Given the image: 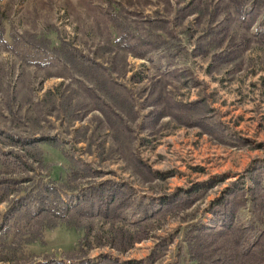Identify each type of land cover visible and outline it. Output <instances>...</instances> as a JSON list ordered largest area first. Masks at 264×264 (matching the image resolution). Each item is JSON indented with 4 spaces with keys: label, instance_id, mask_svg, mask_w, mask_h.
<instances>
[{
    "label": "rangeland",
    "instance_id": "1",
    "mask_svg": "<svg viewBox=\"0 0 264 264\" xmlns=\"http://www.w3.org/2000/svg\"><path fill=\"white\" fill-rule=\"evenodd\" d=\"M248 1L201 0L200 14L177 25L176 0H0V30L12 31L32 47L68 43L105 67L108 91L117 100L116 106L67 62L61 66L53 59L45 66H30L0 44V130L56 140L57 149L40 145L46 168L38 167L36 175L49 182H66L71 163L65 152L69 159L102 172L96 182L125 181L138 194L160 196L199 183L211 186L191 210L161 220L155 238L135 244L125 255L98 248L88 250L84 258L184 264L187 228L209 224L208 204L255 162L264 166V0H252L254 8L249 3L240 9ZM155 21H164L167 27L157 34L179 44L170 73L166 66L159 69L158 54L142 59L136 55L146 49L137 46L130 53L113 45L117 32L146 37L150 22ZM206 33L211 41L202 44L199 39ZM196 44H202L208 54L196 56ZM221 50L241 55L231 65L208 69L212 55ZM158 93L161 104L156 102ZM194 100L204 101L213 118L224 123L229 133L226 144L169 117L155 123L150 116L166 103ZM94 102L108 103L115 111L113 129L99 111L90 112ZM138 159L172 176L146 183L134 167ZM4 209L0 205V211ZM241 215L246 217L247 212ZM81 238V231L58 226L26 245L24 252L36 261L48 257L78 264L76 259L82 256L75 258L73 251Z\"/></svg>",
    "mask_w": 264,
    "mask_h": 264
},
{
    "label": "trees",
    "instance_id": "2",
    "mask_svg": "<svg viewBox=\"0 0 264 264\" xmlns=\"http://www.w3.org/2000/svg\"><path fill=\"white\" fill-rule=\"evenodd\" d=\"M201 3V0H176L174 19L177 25L192 15L200 14ZM249 3L251 8L256 6V2L251 0L240 9ZM163 22H150L147 36L143 38L138 34L129 36L117 32L113 45L130 53H135L137 46L146 49L136 55L142 59L152 53L158 54L159 69L166 66V73H170V68L174 67L171 61L180 48L179 44L169 42L164 34H157L167 28ZM199 40L202 44L211 41L208 33ZM0 44L4 51L24 57L30 66H45L53 59H58L57 65L61 66L67 62L81 78L87 79L117 106L115 94L108 91L110 79L104 75L105 67L68 43L63 41L54 45L48 42L46 48L32 47L12 31L7 33L2 28ZM202 44L194 46L196 56L208 54ZM235 51L221 50L213 54L208 69H221L233 64L241 55ZM164 60L167 62L165 65L162 64ZM197 84L198 81L194 86ZM89 92L93 91L90 89ZM95 96L97 98L96 92ZM161 98L162 94L158 93V104H161ZM92 106L90 112L99 111L113 129L115 123L111 119L116 113L112 107L105 102L97 105L94 102ZM164 106L162 110L151 113L155 123L169 117L178 125L200 129L201 133L223 145L228 142L226 126L213 118L212 110L204 101L174 102ZM41 144L57 149L53 138H25L0 130V205H5L4 212L0 211V264H62L48 257L36 261V257L24 252L26 245L40 241L45 231L58 226L82 232V238L73 251L75 258L82 256L76 259L78 264H142V261L121 262L108 256L92 261L84 258L83 254L91 249L107 248L125 255L135 244L155 238L154 231L160 228L161 220L191 210L211 188L199 183L189 189L177 188L160 196L138 194L125 181L110 179L96 182L103 177L102 172L93 170L82 161L69 159L63 151L71 163L67 181L49 182L41 174L36 175L38 167L46 168ZM260 163L255 162L251 169L208 204L206 213L212 216L209 224L187 228L184 232L187 262L184 264H264V166ZM133 164L146 183L165 181L172 176L169 172L152 170L140 159ZM242 211L247 212L246 217L241 215Z\"/></svg>",
    "mask_w": 264,
    "mask_h": 264
}]
</instances>
